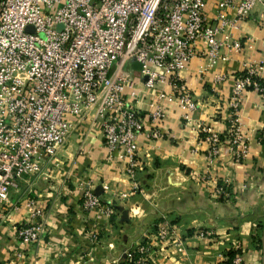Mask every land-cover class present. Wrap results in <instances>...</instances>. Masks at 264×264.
Wrapping results in <instances>:
<instances>
[{"label": "crops", "instance_id": "0c3cea01", "mask_svg": "<svg viewBox=\"0 0 264 264\" xmlns=\"http://www.w3.org/2000/svg\"><path fill=\"white\" fill-rule=\"evenodd\" d=\"M206 1L211 11L215 0ZM263 9L257 4L232 30L239 50L222 47L215 64L201 54L191 58L181 77L198 106L186 119L175 100H159L165 111L157 124L161 136H139L133 174L107 150L96 123H78L56 158L23 177L3 203L0 264H127L124 250L142 243L150 245V264H223L235 255L262 264L264 99L251 88L242 93L237 117L249 145L243 162H234L224 143L218 156L207 158L197 124L222 134L235 75L249 65L264 66ZM141 67L136 59L116 61L109 74L133 80L138 94L132 103L145 116L157 91L145 87ZM218 74L225 79L215 81ZM258 75L264 79V67ZM217 180L229 182L227 195L214 192ZM87 187L99 197V207L84 204ZM29 201L47 231L39 243L25 245L15 228L29 219ZM163 224L167 234L159 239ZM199 231L207 235L197 237ZM178 240L181 251L174 245Z\"/></svg>", "mask_w": 264, "mask_h": 264}, {"label": "built area", "instance_id": "2783aa9c", "mask_svg": "<svg viewBox=\"0 0 264 264\" xmlns=\"http://www.w3.org/2000/svg\"><path fill=\"white\" fill-rule=\"evenodd\" d=\"M257 4L264 0H215L211 11L206 0H0V221L3 203L20 180L40 173L84 120L99 126L107 150L133 174L139 136H161L157 124L165 111L159 100H175L188 119L198 102L181 72L198 54L215 64L222 47L239 50L232 30ZM130 59L141 63L145 87L157 91L145 116L132 103L138 94L133 80L109 74L112 63ZM263 67L249 65L244 75H235L222 134L197 124L207 158L218 156L222 143L234 162L247 158L249 145L237 112L248 88L264 99V79L258 75ZM225 76L218 74L215 81ZM229 185L217 180L214 192L225 196ZM82 197L86 206H100L91 188ZM26 205L29 219L15 230L22 244H36L47 224L38 219L32 201ZM166 234L163 224L156 235L164 239ZM174 245L182 250L181 241ZM151 256L149 243H142L124 250L123 259L150 264ZM231 264L247 263L235 255Z\"/></svg>", "mask_w": 264, "mask_h": 264}, {"label": "water", "instance_id": "95a60500", "mask_svg": "<svg viewBox=\"0 0 264 264\" xmlns=\"http://www.w3.org/2000/svg\"><path fill=\"white\" fill-rule=\"evenodd\" d=\"M260 242H261L262 264H264V225L261 233Z\"/></svg>", "mask_w": 264, "mask_h": 264}, {"label": "trees", "instance_id": "16d2710c", "mask_svg": "<svg viewBox=\"0 0 264 264\" xmlns=\"http://www.w3.org/2000/svg\"><path fill=\"white\" fill-rule=\"evenodd\" d=\"M239 74L244 75L245 74V71H241V73H239ZM259 80L261 81V79H259ZM263 136H264V131H263ZM231 260H232V258L231 259H227L223 264H231Z\"/></svg>", "mask_w": 264, "mask_h": 264}]
</instances>
